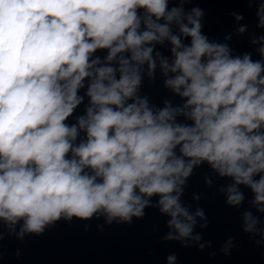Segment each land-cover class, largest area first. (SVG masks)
I'll return each instance as SVG.
<instances>
[{
    "label": "clouds",
    "instance_id": "9594fccd",
    "mask_svg": "<svg viewBox=\"0 0 264 264\" xmlns=\"http://www.w3.org/2000/svg\"><path fill=\"white\" fill-rule=\"evenodd\" d=\"M243 2L264 30V0ZM204 28L196 0H0V248L61 221L131 225L150 208L166 218L162 243L211 248L196 230L209 226L203 193L183 199L205 166V187L264 248V34H249L254 58ZM158 72L162 106L142 91ZM235 247L229 236L219 250Z\"/></svg>",
    "mask_w": 264,
    "mask_h": 264
},
{
    "label": "water",
    "instance_id": "95a60500",
    "mask_svg": "<svg viewBox=\"0 0 264 264\" xmlns=\"http://www.w3.org/2000/svg\"><path fill=\"white\" fill-rule=\"evenodd\" d=\"M196 3L205 11L204 31L210 38L218 37L220 42H224V36L233 33L229 43L235 52H253L256 57L254 46L249 43V34L254 32L258 36L264 34V30L254 28L255 6L249 8L243 0H196ZM191 6L194 5L185 7ZM231 11L244 15L245 19L240 23L249 25V34L235 35L236 22L229 15ZM162 83L158 72L156 85H149L145 78L142 89L150 96L151 102L161 106L165 98H172ZM173 102L179 103V98H174ZM82 108L78 113L82 114ZM207 171L206 166L196 170L183 199L191 203L194 192L203 193L199 206L205 210L209 226L196 230L202 231L205 240L212 241L211 248L197 251L196 248H182L176 243H162L161 236L167 231L166 218L150 208L143 220L134 219L131 225L113 224L103 231L96 227L103 223L102 220L88 222L91 228L87 232L83 222L74 220L71 224L61 221L40 237H26L23 243L15 237H6L0 248V264H166V256L173 252L178 257L177 264H264V248L256 247L240 229V211L227 207L223 197L213 194L214 188L205 187L203 175ZM153 225H159L160 231L153 232ZM229 236L234 237L236 247L230 256L225 257L219 249ZM212 252L216 255L211 256Z\"/></svg>",
    "mask_w": 264,
    "mask_h": 264
}]
</instances>
